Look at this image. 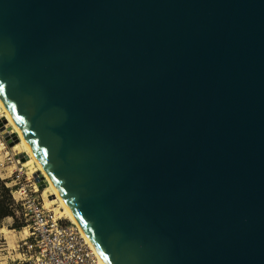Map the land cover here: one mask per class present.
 Instances as JSON below:
<instances>
[{
	"label": "water",
	"instance_id": "1",
	"mask_svg": "<svg viewBox=\"0 0 264 264\" xmlns=\"http://www.w3.org/2000/svg\"><path fill=\"white\" fill-rule=\"evenodd\" d=\"M0 99L107 264H264V0H0Z\"/></svg>",
	"mask_w": 264,
	"mask_h": 264
},
{
	"label": "built area",
	"instance_id": "2",
	"mask_svg": "<svg viewBox=\"0 0 264 264\" xmlns=\"http://www.w3.org/2000/svg\"><path fill=\"white\" fill-rule=\"evenodd\" d=\"M17 178L12 195L27 221L26 236L17 245L20 256L5 264H102L80 226L53 214L36 186Z\"/></svg>",
	"mask_w": 264,
	"mask_h": 264
},
{
	"label": "rangeland",
	"instance_id": "3",
	"mask_svg": "<svg viewBox=\"0 0 264 264\" xmlns=\"http://www.w3.org/2000/svg\"><path fill=\"white\" fill-rule=\"evenodd\" d=\"M16 136H18L19 138L18 140H15ZM21 144H22V139L18 131L14 127L13 123L8 119L7 115L5 114L2 107L0 106V146H1L0 151L2 153L1 158L3 157L0 161V180H2L1 182L5 184L6 187L11 189V196L13 199V195H12V190L14 189L13 185L16 182L17 183L19 182L17 178V175L19 174L22 182H26L27 184L31 186V188H34V186H36L35 188L39 189L38 194L44 197L45 203L47 202L45 195H48L51 198H54L55 203L52 205L46 204V206L50 209H53L61 216L66 217V215H64L63 210L60 206V202L58 200L59 198L56 197L57 194L49 186H48L49 189L46 191V194L44 195L45 185L47 186V184L44 182V177L40 178V182L44 184L43 188L39 187V184L36 178L34 177V175L38 173L36 170L37 168L36 163L25 164L27 161L26 155L28 153L26 151H21V149H15L16 146H19ZM28 155L27 157H30V155L29 156ZM14 206H15L14 209H17V207L18 209L19 208L21 209L19 205L18 206L14 205ZM18 209L16 211L17 215L19 219L25 223V226H26L27 221L25 220L24 215H22L18 211ZM67 219L69 222H71L69 218ZM25 226L17 230L22 231Z\"/></svg>",
	"mask_w": 264,
	"mask_h": 264
},
{
	"label": "bare ground",
	"instance_id": "4",
	"mask_svg": "<svg viewBox=\"0 0 264 264\" xmlns=\"http://www.w3.org/2000/svg\"><path fill=\"white\" fill-rule=\"evenodd\" d=\"M0 106L2 107L3 111H4L5 114L7 115L8 119L13 123L14 127L16 128V130L18 131V133H19V135H20V137H21V139H22V144L19 145V146H16L15 149H21V151H26V152L30 155V157H27L28 154L26 155L27 161H26L25 164L36 163V165H37V168H36L37 172L41 173V175L44 177V182L47 184V186L45 185L44 195L46 194V191L49 189V188H48V186H49V187H50V188H51V189L57 194L56 197L59 198L58 200H59V202H60V206H61V208H62V210H63L64 215H66V217L69 218L72 222H74V223H76V224H78V225L80 226V228H81V230L83 231L84 235L87 237L88 241L90 242V244L93 246V248H94L95 251L97 252V254H98L99 258H100V262H101L102 264H107V263L104 261L103 257L101 256V254L97 251V249L95 248L94 244L92 243V241L90 240V238L87 236V234L85 233V231L83 230V228L81 227V225L79 224V222H78V220L76 219V217L73 215V213H72V211L70 210V208L67 206L65 200L63 199L62 195L59 193V191H58V189L56 188V186L53 184V182L51 181V179L49 178V176L47 175V173L44 171V169H43L42 166L40 165L39 161L37 160L36 156L34 155L32 149H31L30 145L27 143V141H26V139L24 138L23 134L21 133V131H20L18 125L16 124V122L14 121V119L12 118V116L10 115L9 111H8V110L6 109V107L4 106L3 102L1 101V99H0ZM1 127H2V125H1ZM0 148H1V146H0ZM1 150H2V149H1ZM1 155H2V153H1V151H0V161H1V159L3 158V157L1 158ZM29 155H28V156H29ZM30 166H31V165H30ZM36 170H35V171H36ZM37 172H36V173H37ZM42 188H43V186H42ZM36 189L39 190L38 188H36ZM45 197H46V201H47L46 204H47V205H52V204L55 203L54 198H51V197L48 196V195H45ZM47 208H48V207H47ZM49 209H50V208H49ZM50 210L53 212V214L58 215V216H61L60 214H58V213H57L56 211H54L53 209H50ZM63 213H62V214H63ZM23 234H24V235L26 234L25 230H23Z\"/></svg>",
	"mask_w": 264,
	"mask_h": 264
},
{
	"label": "crops",
	"instance_id": "5",
	"mask_svg": "<svg viewBox=\"0 0 264 264\" xmlns=\"http://www.w3.org/2000/svg\"><path fill=\"white\" fill-rule=\"evenodd\" d=\"M14 218L11 216L0 219V264L11 262L20 256L17 245L26 234L23 230L12 228Z\"/></svg>",
	"mask_w": 264,
	"mask_h": 264
},
{
	"label": "trees",
	"instance_id": "6",
	"mask_svg": "<svg viewBox=\"0 0 264 264\" xmlns=\"http://www.w3.org/2000/svg\"><path fill=\"white\" fill-rule=\"evenodd\" d=\"M0 180V219L11 216L14 218V223L12 224V228L14 229H21L25 226V223L19 219L17 215V209L15 208L14 200L11 196V189L6 187ZM18 211L23 215L21 209L19 208Z\"/></svg>",
	"mask_w": 264,
	"mask_h": 264
}]
</instances>
